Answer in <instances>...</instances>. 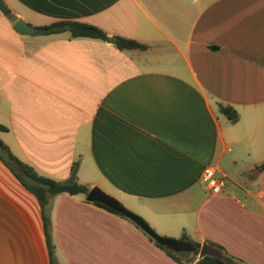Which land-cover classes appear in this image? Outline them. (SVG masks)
I'll list each match as a JSON object with an SVG mask.
<instances>
[{"label": "crops", "instance_id": "0c3cea01", "mask_svg": "<svg viewBox=\"0 0 264 264\" xmlns=\"http://www.w3.org/2000/svg\"><path fill=\"white\" fill-rule=\"evenodd\" d=\"M0 140L43 177L98 187L161 238L264 264V0H3ZM59 21L147 46L68 33ZM231 106V124L218 112ZM217 167L224 189L201 181ZM47 213L55 264L172 260L127 220L60 194ZM179 252V251H178ZM0 264H49L40 206L0 160Z\"/></svg>", "mask_w": 264, "mask_h": 264}, {"label": "trees", "instance_id": "16d2710c", "mask_svg": "<svg viewBox=\"0 0 264 264\" xmlns=\"http://www.w3.org/2000/svg\"><path fill=\"white\" fill-rule=\"evenodd\" d=\"M38 32L41 35H54L61 33H68L71 39H96L100 41L111 42L118 50H140L143 51L147 49V46L138 43L137 41L126 39L120 36H108L101 29L79 22H71V21H59L54 22L49 25L42 26L38 28ZM218 112L223 115L227 121L231 124H235L239 120L238 113L228 105L218 104ZM0 131H6L4 126L0 125ZM0 160L4 163V165L11 171V173L18 179L21 185L38 201L41 212L42 219V227L44 232L45 244L49 256V264L54 263V253H55V245L53 243L52 235H51V220L47 213L48 206L50 201L60 195H85L88 193V187L79 183L76 180L74 175L75 167L72 168L71 177L67 182H57L52 179L43 177L38 175L33 168L24 164L20 160H18L9 150V148L0 140ZM262 168H264V163L262 164ZM96 205L110 213H113L131 224H133L136 228L146 234L142 229H140L136 224L132 221L125 218L123 215L115 212L114 210L99 204V203H91ZM145 222V221H144ZM146 223V222H145ZM147 224V223H146ZM148 225V224H147ZM147 235V234H146ZM148 236V235H147ZM159 248L166 252V254L174 261L180 262V258L173 252L172 248H168L162 244H159L157 241L148 236ZM181 241L188 242L193 247L191 251L193 254V259H197V255L199 253V249L201 247L200 244L195 242H189L187 238H183ZM212 246V245H211ZM216 247V246H214ZM217 248V247H216ZM225 255L224 260H219L213 257H203L202 259H197L196 264H245L243 261L229 256L225 254L221 248H218Z\"/></svg>", "mask_w": 264, "mask_h": 264}, {"label": "water", "instance_id": "95a60500", "mask_svg": "<svg viewBox=\"0 0 264 264\" xmlns=\"http://www.w3.org/2000/svg\"><path fill=\"white\" fill-rule=\"evenodd\" d=\"M0 12L2 14L7 13V8L3 0H0ZM12 29L21 35H33L38 30L28 25L24 20L18 19L12 26ZM85 200L90 203H99L102 204L115 212L123 215L128 220L132 221L136 224L140 229H142L148 236L157 241L159 244H162L168 248H172L174 251H179L180 249H185L188 251H192L193 247L190 243L184 241H177L169 238H161L157 236L153 230L144 222L142 218L132 213L131 211L124 208L120 205L115 199L111 196L104 193L98 187H92L88 190V193L85 196ZM203 257H213L219 260H224L225 255L221 252L220 249L203 243L199 249V253L197 255V259H202Z\"/></svg>", "mask_w": 264, "mask_h": 264}, {"label": "built area", "instance_id": "2783aa9c", "mask_svg": "<svg viewBox=\"0 0 264 264\" xmlns=\"http://www.w3.org/2000/svg\"><path fill=\"white\" fill-rule=\"evenodd\" d=\"M217 167L209 165L205 167L201 174V181L205 184L211 194L219 195L224 189V182L221 177L216 176Z\"/></svg>", "mask_w": 264, "mask_h": 264}, {"label": "rangeland", "instance_id": "374dc122", "mask_svg": "<svg viewBox=\"0 0 264 264\" xmlns=\"http://www.w3.org/2000/svg\"><path fill=\"white\" fill-rule=\"evenodd\" d=\"M103 191V190H102ZM104 192V191H103ZM106 193V192H104ZM107 194V193H106ZM109 195V194H107ZM110 196V195H109ZM112 197V196H111ZM113 199H115L114 197H112ZM116 200V199H115ZM119 204L120 202L118 200H116ZM122 205V204H120ZM124 207V206H123ZM125 208V207H124ZM174 251V250H173ZM177 253L179 254L180 258L182 257L184 260L187 259L189 256H192V258L194 257L191 251L185 250V249H180L179 252L177 251ZM242 261V260H241Z\"/></svg>", "mask_w": 264, "mask_h": 264}]
</instances>
